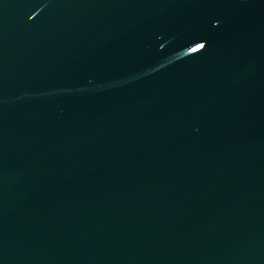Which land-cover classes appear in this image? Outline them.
<instances>
[{"label": "water", "instance_id": "95a60500", "mask_svg": "<svg viewBox=\"0 0 264 264\" xmlns=\"http://www.w3.org/2000/svg\"><path fill=\"white\" fill-rule=\"evenodd\" d=\"M0 264H264V0H0Z\"/></svg>", "mask_w": 264, "mask_h": 264}]
</instances>
